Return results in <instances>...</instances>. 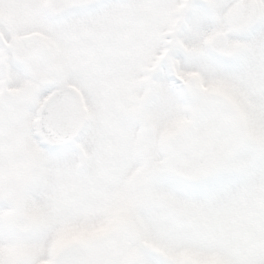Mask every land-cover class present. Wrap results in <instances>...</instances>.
<instances>
[{"label": "snow or ice", "instance_id": "snow-or-ice-1", "mask_svg": "<svg viewBox=\"0 0 264 264\" xmlns=\"http://www.w3.org/2000/svg\"><path fill=\"white\" fill-rule=\"evenodd\" d=\"M0 264H264V0H0Z\"/></svg>", "mask_w": 264, "mask_h": 264}]
</instances>
